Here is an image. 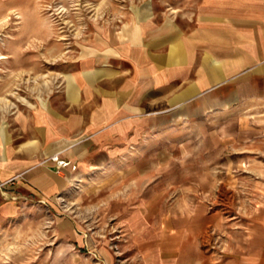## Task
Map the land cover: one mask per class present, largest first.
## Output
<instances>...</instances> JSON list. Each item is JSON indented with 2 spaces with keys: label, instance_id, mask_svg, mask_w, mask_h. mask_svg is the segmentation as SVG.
Listing matches in <instances>:
<instances>
[{
  "label": "crops",
  "instance_id": "obj_1",
  "mask_svg": "<svg viewBox=\"0 0 264 264\" xmlns=\"http://www.w3.org/2000/svg\"><path fill=\"white\" fill-rule=\"evenodd\" d=\"M138 3L94 25L55 117L0 123V238L53 214L44 264H94L75 210L103 185L125 264H264V0Z\"/></svg>",
  "mask_w": 264,
  "mask_h": 264
},
{
  "label": "rangeland",
  "instance_id": "obj_2",
  "mask_svg": "<svg viewBox=\"0 0 264 264\" xmlns=\"http://www.w3.org/2000/svg\"><path fill=\"white\" fill-rule=\"evenodd\" d=\"M141 1L0 0V123L14 119L19 130L40 115L55 117V110L61 108L57 102L64 86L61 76L78 69V54L86 49L94 25L103 22L110 8H127ZM54 156L57 161L51 162L52 156L48 158L54 174L71 178L76 166L57 154ZM17 180L22 181V177ZM102 187L97 185L98 189L91 193L85 191L75 210L81 213L80 217H91L77 228L80 252L91 257L94 264H125L120 255V239L110 233L115 231L110 220L114 222L121 207L119 201H106L109 192ZM12 193L13 203L33 200L19 190ZM1 196L7 201L5 195ZM63 209L72 218L73 208ZM50 215L53 220L41 222L37 216L24 228L11 226L8 230L12 233L0 238V264H44L49 257L45 247L54 245L47 233L56 231L55 215ZM23 231L27 238L17 237Z\"/></svg>",
  "mask_w": 264,
  "mask_h": 264
},
{
  "label": "built area",
  "instance_id": "obj_3",
  "mask_svg": "<svg viewBox=\"0 0 264 264\" xmlns=\"http://www.w3.org/2000/svg\"><path fill=\"white\" fill-rule=\"evenodd\" d=\"M51 159V158H50ZM51 162L57 161V157H55V160H50ZM2 187V184H0V188Z\"/></svg>",
  "mask_w": 264,
  "mask_h": 264
},
{
  "label": "bare ground",
  "instance_id": "obj_4",
  "mask_svg": "<svg viewBox=\"0 0 264 264\" xmlns=\"http://www.w3.org/2000/svg\"><path fill=\"white\" fill-rule=\"evenodd\" d=\"M55 159V158H54Z\"/></svg>",
  "mask_w": 264,
  "mask_h": 264
}]
</instances>
